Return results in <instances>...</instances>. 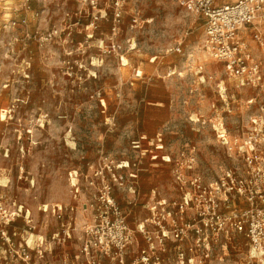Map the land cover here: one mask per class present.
Masks as SVG:
<instances>
[{
	"label": "rangeland",
	"instance_id": "obj_1",
	"mask_svg": "<svg viewBox=\"0 0 264 264\" xmlns=\"http://www.w3.org/2000/svg\"><path fill=\"white\" fill-rule=\"evenodd\" d=\"M204 41L205 20L165 0H0V264H118L94 244L84 253L107 208L130 230L124 264H264L244 233L204 242L190 211L172 217L188 238L160 241L162 206L175 213L191 180L247 172V207L264 195V79L239 87ZM247 43L264 73V46Z\"/></svg>",
	"mask_w": 264,
	"mask_h": 264
},
{
	"label": "built area",
	"instance_id": "obj_2",
	"mask_svg": "<svg viewBox=\"0 0 264 264\" xmlns=\"http://www.w3.org/2000/svg\"><path fill=\"white\" fill-rule=\"evenodd\" d=\"M165 1L177 4L205 20L204 47L212 58L223 63L227 76L235 80L239 87H255L263 83V64L260 61L251 60L247 39L251 38L260 46H264L260 32L264 31V0H236L234 3L221 5L217 4V0ZM117 6L119 7V3H117ZM116 16L119 17V15ZM135 22H137L136 19L134 20ZM249 29L251 30L250 37L247 33ZM108 50L109 52H115L116 50L122 51V48L112 42L108 46ZM137 78H142L140 73H137ZM248 144L250 153H247L246 139L244 142L246 155L244 154L243 156L246 165L254 162L250 154L252 155L256 150L252 139ZM139 145V142H137L135 148H139ZM188 168L192 169V166H188ZM184 173L185 170L182 164L176 162L172 169V174L176 181L182 185H185L183 184ZM130 177L132 179L137 178L134 174L130 175ZM226 178V180L221 179L216 184L218 186L210 187H203L200 179L191 180L190 186L192 188L184 193L182 202L178 206L176 203L172 204L173 208L176 207L175 213L172 210L166 211L165 207L162 206L161 210L164 213L167 212L166 217L171 224L168 223L165 227L164 225L160 226V221L156 223L159 229H162L161 243L163 240L168 239L170 235L173 240L184 241L188 238L187 235L190 230L186 225H179L178 223L183 220L184 214L190 211L193 220L197 221L196 219H199L198 222H202L204 225V242L209 240V234L211 242H217L219 231L225 228L227 236L244 233L246 237L250 238V246L253 247L255 252H264V195H260L259 202L261 205L250 203V206L247 207V172L242 176L236 177L232 171H229L226 174ZM252 180L255 179L251 178L250 181L252 182ZM76 184L72 186L75 187ZM220 187L225 196H230L232 200L236 199L238 201L239 206L235 210L228 212L231 206L225 203L222 204L224 201L220 199ZM225 201H228V199H225ZM107 204L112 206L109 200H107ZM162 204H165V201L159 203V205ZM154 210H156V207L155 209H150L151 212H154ZM109 211L110 209L107 208L104 212L105 216L100 222L101 227L96 226L93 228L97 231L98 237L93 241L88 240L86 242L84 253L89 254L90 249L94 250L92 249L94 244L96 250L102 255H114L118 258V264H124V256L127 246L130 244V230L126 226L125 219L120 217V213L116 208L112 210V214L115 216L114 220L110 218ZM226 212L229 213V217L225 219L226 216L223 214ZM175 214L180 221L172 219ZM147 221L149 222V220ZM225 221L228 222L226 223ZM170 227L172 228L168 229ZM201 231L195 228L193 232L199 236ZM146 240L150 251L153 253L154 245L151 239L147 238ZM197 241H201V239L197 238ZM160 245L164 246V244ZM144 254L145 252H143ZM206 256L208 255L206 254ZM188 262L192 264L193 259ZM146 263H148L147 257L144 258V264Z\"/></svg>",
	"mask_w": 264,
	"mask_h": 264
},
{
	"label": "bare ground",
	"instance_id": "obj_3",
	"mask_svg": "<svg viewBox=\"0 0 264 264\" xmlns=\"http://www.w3.org/2000/svg\"><path fill=\"white\" fill-rule=\"evenodd\" d=\"M3 1V0H2ZM8 3H10V2H8ZM125 61V60H124ZM126 63H128V62H124V64L126 65ZM2 119H4L3 118V114H2ZM216 127V126H215ZM220 127V128H219ZM216 129H218L219 131H221V133H222V136L221 137H224V139H226L227 141H228V138L227 137H225V135H226V131H225V129L223 128V126L221 125V124H218L217 125V127H216ZM229 142V141H228ZM125 167H127L128 165H124ZM4 181H1L0 183H3ZM71 183H72V185H74V184H76V179H72L71 180Z\"/></svg>",
	"mask_w": 264,
	"mask_h": 264
},
{
	"label": "crops",
	"instance_id": "obj_4",
	"mask_svg": "<svg viewBox=\"0 0 264 264\" xmlns=\"http://www.w3.org/2000/svg\"><path fill=\"white\" fill-rule=\"evenodd\" d=\"M200 128H201V130H203V129H205L206 127H205V126H200ZM197 132H198V133H205V132H203V131H197ZM211 134H214V130H213V129H212V131H211ZM212 136H213V135H212ZM212 136H211V137H212ZM200 138H201V139H200L198 142H201L203 145H204V144H207L206 141H204V140L206 139L204 136H203V137L201 136ZM212 139H213V143H212V144H214V143H216V142L219 143V141H218V140L216 139V137H215V134H214V136H213ZM208 144H209V143H208ZM203 150L205 151L206 149H203ZM203 156H204V155H203ZM208 156H209V155H208ZM153 159H155V158H153ZM151 160H152V158H151Z\"/></svg>",
	"mask_w": 264,
	"mask_h": 264
}]
</instances>
